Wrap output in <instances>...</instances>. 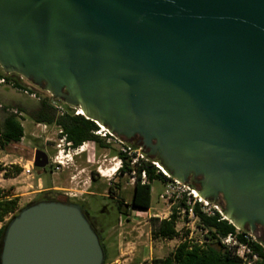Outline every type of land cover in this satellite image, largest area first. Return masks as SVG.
<instances>
[{"label": "water", "instance_id": "95a60500", "mask_svg": "<svg viewBox=\"0 0 264 264\" xmlns=\"http://www.w3.org/2000/svg\"><path fill=\"white\" fill-rule=\"evenodd\" d=\"M0 66L139 136L237 229H264V0H0ZM48 163L36 149L34 167ZM105 257L74 202L28 203L0 243V264Z\"/></svg>", "mask_w": 264, "mask_h": 264}, {"label": "rangeland", "instance_id": "374dc122", "mask_svg": "<svg viewBox=\"0 0 264 264\" xmlns=\"http://www.w3.org/2000/svg\"><path fill=\"white\" fill-rule=\"evenodd\" d=\"M11 75L26 88L24 90L16 88L14 81L0 83V123L9 110L20 111L18 107L22 106L25 111L18 113L24 126L25 136L20 143L9 145L0 153V162L6 168L0 172V188L9 191L11 197L18 199V210L44 196L43 193L36 192L40 188L38 186L40 181L42 185L45 182V185L71 188L69 192L77 195L79 197L77 199L87 205L91 214L98 220L97 225L106 246L104 264H140L151 261L153 257L166 256L185 235L190 239L200 241L204 239L205 231L198 227L197 218L184 216L181 208L177 209L182 207L179 202L160 198L159 195L167 188L160 179L151 183L152 203L149 209H135L127 205V208L123 207V213H120L117 201L107 195V190L110 181H113V184H120L119 196H123L130 203L134 186L130 173L114 176L111 180L100 176L102 179L91 182L88 173L94 165L88 162L86 155H75L73 149L64 151V164L60 169L53 168L51 172L49 165L45 171L34 167L32 174L23 172L22 166L26 165L27 160L34 158L36 149H42L54 156L59 149L64 148L60 128L56 125H48L45 128L43 123L34 122L27 114L28 111L38 105L39 97H51L53 104L62 103L55 100L50 92L39 88L23 76L18 74L15 76L14 73ZM85 148L90 152L91 161L98 159L99 154L103 152L93 144L85 145ZM114 155L112 163L102 164L103 169L118 165L117 152H114ZM52 191L54 192L48 195L61 199L75 198L68 196L63 189ZM173 214L176 215L175 227L179 235L174 239L156 237L153 232L154 224L161 219H169ZM8 217L6 221L10 220L12 215ZM253 236L258 241L259 237L263 236V232L260 230Z\"/></svg>", "mask_w": 264, "mask_h": 264}, {"label": "trees", "instance_id": "16d2710c", "mask_svg": "<svg viewBox=\"0 0 264 264\" xmlns=\"http://www.w3.org/2000/svg\"><path fill=\"white\" fill-rule=\"evenodd\" d=\"M0 76H3L7 82L14 81L13 84L16 88L24 90L26 88L18 79L12 77L11 74H6L0 66ZM15 76H18L15 74ZM20 111L9 110L3 121L0 123V153L4 151L9 145L20 143L25 136L24 126L21 121L19 113L25 111L22 106L18 107ZM67 112L64 115L58 114L53 105L51 97H39V103L36 107L28 111L27 114L36 123H43L47 125H56L62 131L60 136L65 135L68 141L73 142V146L81 145L83 142L92 140L96 137L93 131L96 128L95 123L86 118L84 115H75L71 106H65ZM19 112V113H18ZM122 157L121 153H117ZM123 158V157H122ZM6 170L0 162V172ZM20 171V168H18ZM131 168L124 160L123 167L120 168L121 174L131 172ZM140 172L142 168L139 169ZM8 172V171H7ZM148 182L142 183L140 176L136 179L133 186V193L130 203L126 202L123 196H119L121 185L118 183L110 185V193L113 196L121 197V200H116L120 213H123V207L127 205L135 209H149L152 203V190L151 183L160 179L163 180V174L156 175L152 168L147 170ZM195 187V186H193ZM43 193V197L34 200L30 203L42 200H58L64 201L60 198L48 196V192ZM180 206L186 207L184 200L180 201ZM20 210H18V199L11 197L9 191L0 188V243L3 238L6 219L9 215L14 217ZM188 211V208H187ZM195 215L198 218V227L205 231L204 239H190L185 235L182 241L175 246V248L166 256L153 257L151 261H144L140 264H246L239 256H237L233 249L229 248L222 243V237L230 233L239 231L228 219H221L222 215L216 213L209 216L201 211L199 206L194 208ZM176 215L173 214L169 219H161L158 223L154 224V235L163 239H174L179 233L175 227ZM96 230V229H95ZM99 234L100 241L105 250L106 246L103 242V237L100 230H96ZM245 231L241 230L240 238L245 240L243 234ZM254 251L258 253V259L253 264H264V245L259 241L253 240L250 242Z\"/></svg>", "mask_w": 264, "mask_h": 264}, {"label": "built area", "instance_id": "2783aa9c", "mask_svg": "<svg viewBox=\"0 0 264 264\" xmlns=\"http://www.w3.org/2000/svg\"><path fill=\"white\" fill-rule=\"evenodd\" d=\"M6 79L3 76H0V83H5ZM28 92V91H27ZM56 108L58 114L64 115L67 112V109L63 104L55 103L53 104ZM75 115H80L79 107L71 106ZM81 115H83L81 113ZM41 124V123H39ZM94 129V135L108 139V142H112L121 153L122 157H119L118 165L116 169L118 170L111 172L113 167H108L103 169V167L99 168L100 176L104 178H108L111 180L119 171L120 168L123 167L124 160L128 163L130 168L132 169L131 179L133 180V184H135L136 179L140 176L142 183L148 182L147 170L148 168H152L156 175L160 173L163 174V183L166 184V190L161 193L159 196L162 199H167L168 201L172 202H179L184 200L186 202V207H178L177 209L181 208L182 214L187 216L188 218H197L194 212V208L199 206L201 211L209 216L215 215L219 213L222 215L221 219H226L223 215V205L220 202H213L211 200H207L198 194V190L191 186L189 183H184L174 177L163 167V165L155 158H151L147 155L145 149L140 145H134L132 143H125V141L118 137L116 134L112 133L108 127L99 124ZM46 128L48 125L43 124ZM61 132V131H60ZM63 139V150H58L57 154L52 157V164L54 168L60 169L64 164V151L66 149H73L75 151V155H79L86 151L85 145H82L73 148L72 142L66 141L65 137ZM23 172L27 174H32V170L34 169V158L32 160H27L26 165L22 166ZM140 168H142L140 172ZM108 174V175H107ZM68 196H75L70 192L66 193ZM188 208V211H187ZM11 217V216H10ZM9 218V217H8ZM198 219V218H197ZM239 229L236 233H230L225 237H222V243L228 246L229 248L233 249L235 254L239 256L246 264H253L255 260L258 259V253L254 251L253 247L251 246L250 242L256 240L252 233L249 231H245L246 234H243L245 240L240 238Z\"/></svg>", "mask_w": 264, "mask_h": 264}, {"label": "flooded vegetation", "instance_id": "af4514ba", "mask_svg": "<svg viewBox=\"0 0 264 264\" xmlns=\"http://www.w3.org/2000/svg\"><path fill=\"white\" fill-rule=\"evenodd\" d=\"M58 102H61L64 106H66V104L63 102V101H61V100H57ZM94 123H95V125H96V127L98 126V124H97V122H95L94 120H92ZM61 131V130H60ZM62 132V131H61ZM60 132V133H61ZM62 137H65V140L66 141H68L67 140V137L65 136V135H63ZM139 140H140V137L139 136H137L132 142H129V143H132V144H134V145H139L138 144V142H139ZM125 141V143H127V140H124ZM69 142H71V141H69ZM83 143H86V145H88V144H93L96 148H99V149H101L103 152H101L100 154H99V157H98V159H94L93 161H91L89 158L91 157V156H89V151H85L84 153H81L80 154V156H83V155H86V157L88 158V162H90V163H92L93 165H94V168H91L90 170H89V177H90V179H91V182H95V181H98V180H100V179H102L101 177H100V173H99V168L100 167H102V164H110V163H112V158L113 157H115V155H114V152H117V153H119V150H118V148L112 143V142H108V139H104V138H101V137H98V136H96L94 139H92V140H88V141H85V142H83ZM82 143V144H83ZM81 144V145H82ZM78 146H80V145H78ZM78 146H73V142H72V147L73 148H75V147H78ZM93 150H94V148H93ZM48 154V156H49V163H48V165H47V167L50 165V168H51V172H53V168H54V165L52 164V157L53 156H51V155H49V153H47ZM116 156H118V155H116ZM102 162V163H101ZM47 167H46V169H43L44 171L45 170H47ZM119 175H125V174H121V172L119 171L115 176H119ZM113 184V181H110V183H109V187H110V185H112ZM191 186H195L194 185V182H193V180L191 179V182L189 183ZM108 187V192H107V195L109 196V197H111V198H113V199H115V200H121V197H118V196H113L111 193H110V188ZM195 188H197V186H195ZM48 193H51V192H54V191H52V190H49V191H47ZM90 192V191H89ZM88 192V193H89ZM48 196H50V195H48ZM50 197H54V198H59V197H56V196H50ZM75 198H73V199H71V198H69V197H67V198H65V199H62V200H64V201H66V202H74V203H77V204H79L80 206H81V208H82V210H83V212L85 213V215L87 216V218L89 219V221H90V223L92 224V226L96 229V230H98L99 229V227H98V225H97V219H96V217L94 216V215H92L91 214V212H90V209H89V207L87 206V205H85L82 201H80V200H78L77 198H79V197H77V195H75L74 196ZM61 199V198H60ZM127 201H125V203H126ZM262 231L263 232V235H264V229L262 228V227H259V231Z\"/></svg>", "mask_w": 264, "mask_h": 264}, {"label": "crops", "instance_id": "0c3cea01", "mask_svg": "<svg viewBox=\"0 0 264 264\" xmlns=\"http://www.w3.org/2000/svg\"><path fill=\"white\" fill-rule=\"evenodd\" d=\"M44 182V181H43ZM40 188L39 190H37L36 192H46V191H49V190H56V189H63V190H66L65 192H69V190H71V188H68V187H65V186H57V185H45V182L43 183L42 185V182L40 181L39 182V185H38ZM142 263V262H141Z\"/></svg>", "mask_w": 264, "mask_h": 264}, {"label": "bare ground", "instance_id": "6f19581e", "mask_svg": "<svg viewBox=\"0 0 264 264\" xmlns=\"http://www.w3.org/2000/svg\"><path fill=\"white\" fill-rule=\"evenodd\" d=\"M79 110H80V112H79L80 114H81V113L84 114V111H83L81 108H79ZM111 171H112V172H113V171H116V172H117L118 170L116 169V166H114L113 169H111ZM107 175H108V174H107ZM197 192H198V191H197ZM198 194H199V193H198Z\"/></svg>", "mask_w": 264, "mask_h": 264}]
</instances>
